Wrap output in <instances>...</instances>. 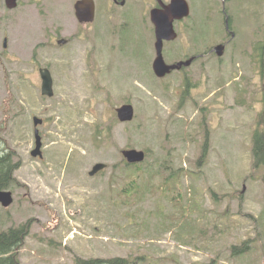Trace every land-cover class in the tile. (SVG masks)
Listing matches in <instances>:
<instances>
[{"label":"rangeland","instance_id":"1","mask_svg":"<svg viewBox=\"0 0 264 264\" xmlns=\"http://www.w3.org/2000/svg\"><path fill=\"white\" fill-rule=\"evenodd\" d=\"M76 1L0 8V149L21 163L12 204L0 203V232L30 221L21 262L264 264V166L254 167L252 152L255 131L264 136V0H187L191 13L175 22L164 58L202 57L164 77L152 67L150 0H98L92 24L80 23ZM42 66L51 97L41 93ZM125 103L135 108L128 122L116 111ZM35 116L43 157L31 154ZM129 148L146 152L140 199L122 191L138 175L123 156ZM98 162L108 167L90 175ZM243 242L254 251L234 255Z\"/></svg>","mask_w":264,"mask_h":264},{"label":"water","instance_id":"2","mask_svg":"<svg viewBox=\"0 0 264 264\" xmlns=\"http://www.w3.org/2000/svg\"><path fill=\"white\" fill-rule=\"evenodd\" d=\"M10 8L17 6L18 0H6ZM76 16L80 22H91L95 19V3L94 0H77L75 3ZM191 13L190 4L187 0H170L168 4L161 2V7H155L150 12L151 21L155 26L156 35V57L153 62L154 73L158 77H164L170 73L173 69H180L183 65L188 66L193 59L186 61H179L175 64H168L164 58L163 48L164 42L174 40L178 34L175 29V21L187 18ZM66 42L65 39H61L59 43ZM6 45V41L4 43ZM216 54L221 57L225 51V44H219L214 47ZM42 79L41 93L49 97L53 96V76L51 70L48 67H41L39 69ZM119 119L123 122L133 120L135 115V108L130 103L122 104L116 109ZM34 122V134H35V147L31 151L34 157H43V140L39 130V125L43 123L41 117L35 116ZM123 156L130 164L141 163L146 158V152L135 148L124 149L122 151ZM108 164L105 162L96 163L89 174L94 176L98 172L106 169ZM13 202V193L11 190H0V203L4 207H8Z\"/></svg>","mask_w":264,"mask_h":264},{"label":"trees","instance_id":"3","mask_svg":"<svg viewBox=\"0 0 264 264\" xmlns=\"http://www.w3.org/2000/svg\"><path fill=\"white\" fill-rule=\"evenodd\" d=\"M231 22V18H230ZM259 59L264 74V41L258 46ZM99 137V134L97 135ZM208 146V139L205 140L202 149V158L200 161L206 158ZM8 148L0 149V190H7L17 184V178L15 176L16 170L20 167V161L17 162L15 151ZM253 156L254 167L259 168L264 166V136L257 130L255 131L253 138ZM145 163L127 164V167L133 166L137 169L138 175L128 178V183L124 186L122 191L131 197H137L140 199L141 193L144 191L143 186L139 183V178L145 175L147 172L144 170ZM164 166V165H163ZM138 177V179H137ZM171 177V176H170ZM165 181V184L168 182ZM168 185V184H167ZM170 185V183H169ZM171 187L168 186V189ZM181 195V194H180ZM179 195V197H180ZM182 197V196H181ZM30 221H27L19 226H13L7 230L0 232V264H23L20 259V250L24 245L25 239L29 234ZM252 247V246H251ZM254 251L253 247L250 248L246 242H243L241 246L233 247V254H246ZM73 264H138L136 260L129 257L114 256L108 258L102 257H75Z\"/></svg>","mask_w":264,"mask_h":264},{"label":"flooded vegetation","instance_id":"4","mask_svg":"<svg viewBox=\"0 0 264 264\" xmlns=\"http://www.w3.org/2000/svg\"><path fill=\"white\" fill-rule=\"evenodd\" d=\"M111 1H113V3L116 5V6H118V7H121V8H123V7H126V6H128V4L129 3H133L135 0H111ZM0 2H1V4H0V8H7L8 10H14V9H17L18 7H19V5L21 4L20 2H21V0H18V3H17V6L15 7V8H10L9 6H8V4H7V1L6 0H0ZM98 0H94V3H95V19L93 20V21H91V22H80V23H82V24H92L93 22H95V21H97V17H98ZM161 2H163V0H150V2H149V5H151L150 7H149V10H150V12H151V10L153 9V8H155V7H161ZM223 13H224V15H225V26H226V30H227V32L228 33H230L231 34V36L232 37H234V33H233V31L231 30V22H230V16H229V14L226 12V10L224 9L223 10ZM176 22V21H175ZM153 31H154V34H155V26H154V29H153ZM61 39H65V38H57L56 39V43L58 44V45H65V44H67L68 43V39H65L66 40V42H64V43H59V41L61 40ZM5 41H6V45L4 44V46L5 47H7V42H8V39L7 38H5V40H4V43H5ZM166 42V41H165ZM164 42V43H165ZM163 50H164V48H163ZM212 51L214 52V53H216L215 51H214V48L212 49ZM217 55V54H216ZM218 56V55H217ZM201 54L199 53H194L192 56H189V57H187V59L186 60H188V59H193L192 60V62H191V64L190 65H193V64H195V63H197V61H199L200 59H201ZM185 60V61H186ZM179 61H183V60H179ZM179 61H176V63L177 62H179ZM154 62V61H153ZM168 64H175V62H168ZM190 65H188V66H190ZM188 66H185V65H183L180 69H173L170 73H168L167 75H169V74H171L173 71H183L184 70V68L185 67H188ZM42 67H45V66H42ZM152 67H153V64H152ZM41 68V67H40ZM39 68V69H40ZM154 71V70H153ZM166 75V76H167ZM42 80V79H41Z\"/></svg>","mask_w":264,"mask_h":264}]
</instances>
